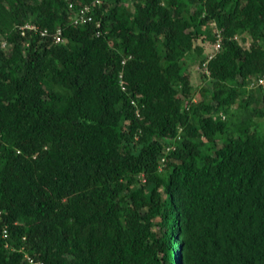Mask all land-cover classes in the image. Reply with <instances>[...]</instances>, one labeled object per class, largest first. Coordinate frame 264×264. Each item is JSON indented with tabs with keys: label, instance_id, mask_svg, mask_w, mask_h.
I'll return each instance as SVG.
<instances>
[{
	"label": "trees",
	"instance_id": "obj_1",
	"mask_svg": "<svg viewBox=\"0 0 264 264\" xmlns=\"http://www.w3.org/2000/svg\"><path fill=\"white\" fill-rule=\"evenodd\" d=\"M92 1L0 0V264H264V0Z\"/></svg>",
	"mask_w": 264,
	"mask_h": 264
},
{
	"label": "built area",
	"instance_id": "obj_2",
	"mask_svg": "<svg viewBox=\"0 0 264 264\" xmlns=\"http://www.w3.org/2000/svg\"><path fill=\"white\" fill-rule=\"evenodd\" d=\"M102 4V0H93L90 4H85L81 8L72 11L70 14V20L73 25H79L83 23H87L93 20V14L95 8L99 7ZM100 23L97 22V26H99ZM28 30H34L36 34H39L41 37H48L52 36L53 42L55 43H62L64 41L63 39V28L61 26H58L56 31L50 34L49 30L47 28L45 29H40L38 26L35 24L31 23H26L24 25L19 26V31L21 32L22 35H25ZM220 41H221V36L219 37V40L216 44V50L220 48ZM120 78L122 79V74L120 75ZM259 84L264 85V75L259 78ZM121 87L125 89V85L123 80H121ZM134 104H136L135 100L132 101ZM170 147H168V150ZM4 236H7V231L4 230ZM26 258L29 260L30 263L32 264H40V262H35L32 256L26 255Z\"/></svg>",
	"mask_w": 264,
	"mask_h": 264
},
{
	"label": "clouds",
	"instance_id": "obj_3",
	"mask_svg": "<svg viewBox=\"0 0 264 264\" xmlns=\"http://www.w3.org/2000/svg\"><path fill=\"white\" fill-rule=\"evenodd\" d=\"M130 1H131V2H129V5L132 6L136 0H130ZM92 2H93V1H92ZM84 5H85V4H84ZM84 5H82V6H84ZM82 6H80L79 8H81ZM79 8H74V6L72 5V3L69 4L68 20H67V22H66L68 25L72 24V22H71V20H70V14L72 13V11L77 10V9H79ZM26 23L35 24V25L38 26L40 29H45V28H41L39 25H37L36 23H34V22H32V21H26V22H24V23L17 24V25H15V29L19 31V26L24 25V24H26ZM83 24H85V23H83ZM83 24H79V25H83ZM72 25H73V24H72ZM58 26H61V27L64 29V25H58ZM58 26H56V28L54 29L53 32H51V31L49 30V28H47V29L49 30L50 34L52 35V33H54V32L56 31V29H57ZM28 32H32L33 34L35 33L34 30H28V31L26 32L25 35H22L21 32L19 31V33H20V35H21L22 37L27 36V33H28ZM38 35H39V34H38ZM39 36H40V35H39ZM40 37H41V36H40ZM48 37H49V36H48ZM50 37H52V36H50ZM52 41H53V38H52ZM63 42H64V41H63ZM217 42H218V41H217ZM217 42L215 43V48H216V44H217ZM220 42H221V41H220ZM53 43H55V42H53ZM26 45H28V43H26ZM11 46H12V44L7 40V38L4 37V36H2V38L0 39V50H1V51H6V52L8 53V52H10V50H11ZM220 47H221V45H220ZM219 49H220V48H219ZM219 49H218V50H219ZM218 50H216V51H218ZM215 53H216V52H215ZM209 55H210V54H209ZM212 55H213V54H212ZM212 55H210V57H211ZM119 77H120V76H119ZM122 77H123V76H122ZM258 80H259V79H258ZM258 84H259V81H258ZM252 85H253V84H252ZM259 85H263V84H259ZM263 86H264V85H263ZM133 100H135L136 104H134V103L132 102ZM130 103H131V105L133 106V108H135V110H136V112H137V114H138V116H139V115H140V109H141L142 106H143V105L140 103L139 99L133 97L132 99H130ZM168 147H170L169 150H168ZM172 148H173L172 145H168V146L165 148V153H169V152L171 151ZM165 161H166V157L163 156V157L161 158V162H162V163H165ZM160 169H162V166H161ZM3 237H5V236H4V232H3ZM26 255H30V254H28V253H25V254H24V259L27 260V261L29 262V260L26 258ZM30 256H31V255H30ZM37 262H39V261H37ZM29 263H30V262H29ZM40 263H41V262H40ZM30 264H32V263H30Z\"/></svg>",
	"mask_w": 264,
	"mask_h": 264
},
{
	"label": "rangeland",
	"instance_id": "obj_4",
	"mask_svg": "<svg viewBox=\"0 0 264 264\" xmlns=\"http://www.w3.org/2000/svg\"><path fill=\"white\" fill-rule=\"evenodd\" d=\"M243 45L244 46H249L250 44V39L246 40V41H242ZM196 45H201L203 46L204 50L206 53L212 55L214 54L216 51L215 49V43H211L209 41H206L205 40H202V39H199L197 42H196ZM188 67L189 69L191 70L190 73H191V78H192V83L193 85H199L201 84L202 82H204V78H202V74L203 72L205 71V65L203 66H200V63L198 61H194L193 60H189L188 61Z\"/></svg>",
	"mask_w": 264,
	"mask_h": 264
}]
</instances>
